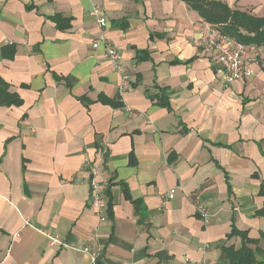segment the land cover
<instances>
[{
	"label": "crops",
	"instance_id": "1",
	"mask_svg": "<svg viewBox=\"0 0 264 264\" xmlns=\"http://www.w3.org/2000/svg\"><path fill=\"white\" fill-rule=\"evenodd\" d=\"M225 2L264 17V0ZM211 27L183 0H0V78L23 103L0 105V264H220L223 244L240 246L225 239L232 217L251 238L264 232V53L245 58L252 76L226 81L203 47ZM100 34L127 85L92 48ZM157 88L167 107L146 96ZM94 163L110 183L105 220L89 202Z\"/></svg>",
	"mask_w": 264,
	"mask_h": 264
},
{
	"label": "trees",
	"instance_id": "2",
	"mask_svg": "<svg viewBox=\"0 0 264 264\" xmlns=\"http://www.w3.org/2000/svg\"><path fill=\"white\" fill-rule=\"evenodd\" d=\"M183 1L190 8L197 11L201 18L206 23H210L219 33L226 34L232 39L245 45L253 44L264 51V17L255 16L238 9H231L225 0ZM50 18L59 29L68 28L71 23V18L60 16L58 14L52 15ZM2 50L3 55L5 56L9 55V53H7L9 52L8 50H11V56L15 51L12 45H7L3 47ZM11 56L9 55V57ZM146 96L151 100L155 99L156 103L160 106L167 107L169 104L166 89L157 88L156 92L153 94L146 92ZM99 100L116 108L124 106V103L119 96L113 99L100 96ZM80 101H83V99H80ZM22 104L19 95L16 92L11 91L9 89V84L0 78V105L20 106ZM131 160H133V157H131ZM227 180L228 177L226 176V181ZM120 184L123 187L125 199H128L133 203L136 215L142 216L144 207L141 200L131 198L128 187L125 186L124 183ZM108 189H110L109 181ZM228 193H230V183H228ZM259 194L264 196V181H262L260 185ZM255 216H264V202L255 213ZM230 226L231 229L225 239L229 240L233 236L238 237L239 240H241L240 246L235 247L233 244L226 246L223 244L221 246V255L225 259V262L220 264H264V247L261 245V241H264V232L260 231L258 238H251L248 236L247 230H239L234 225V217L231 219Z\"/></svg>",
	"mask_w": 264,
	"mask_h": 264
},
{
	"label": "built area",
	"instance_id": "3",
	"mask_svg": "<svg viewBox=\"0 0 264 264\" xmlns=\"http://www.w3.org/2000/svg\"><path fill=\"white\" fill-rule=\"evenodd\" d=\"M91 14L96 16V21L100 27L105 26L106 19L99 13V8L97 6L92 8ZM209 31L210 36L206 39L207 42L205 41L203 47L206 52L215 54L218 68L223 72L225 80L234 81L252 76L254 71L252 67H250L248 61L251 62L253 57H259L264 51L253 44L245 45L232 39L226 34H221L214 27H211ZM91 43L92 48L103 47L104 56L110 61L113 68L121 74V86L127 85V74L124 65L122 64L119 51L115 45L106 39L103 34L94 38ZM196 43L200 44L198 41H196ZM250 55L252 58H249L246 62L245 58L247 56L250 57ZM105 152L106 148L104 147L100 153L103 156ZM89 173V188L91 190L89 202L95 210V213L100 216V219L105 220L106 216L104 215V211L106 208V202H104V197L108 189V180L99 178L100 167L98 164L94 163L93 165H90ZM171 197L172 193L168 195V198ZM196 212L204 222L208 221L210 212H208L201 203L196 205ZM24 224L31 225L29 221H25ZM39 231L47 237L51 246L68 249L75 248L61 239L58 235H54L53 233L44 230ZM90 260L91 264H96L95 257L91 256Z\"/></svg>",
	"mask_w": 264,
	"mask_h": 264
}]
</instances>
